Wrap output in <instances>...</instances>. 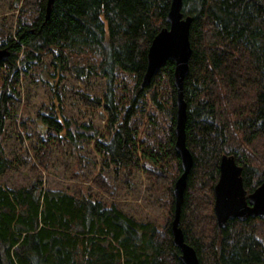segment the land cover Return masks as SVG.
Wrapping results in <instances>:
<instances>
[{
  "label": "trees",
  "instance_id": "1",
  "mask_svg": "<svg viewBox=\"0 0 264 264\" xmlns=\"http://www.w3.org/2000/svg\"><path fill=\"white\" fill-rule=\"evenodd\" d=\"M15 1L13 33L0 32V50L8 52L0 64V179L14 168L3 149L13 83L53 51L55 73L105 80L102 98L73 92L105 113L106 136L91 123L41 113L44 135L33 171L46 172L64 140L76 150L93 143L105 169L148 178L168 219L162 229L138 222L79 185L68 192L39 190L41 182L16 189L0 184V264H181L170 233L172 189L181 174L174 64L168 61L141 88L147 50L167 28L170 0H55L48 18L46 0ZM181 12L192 19L183 98L193 165L179 227L199 264H264V220L228 221L221 229L213 212L223 156L241 169L247 194L264 180V0H182ZM81 162L78 156L76 178ZM90 185L109 197L114 191L102 171Z\"/></svg>",
  "mask_w": 264,
  "mask_h": 264
},
{
  "label": "rangeland",
  "instance_id": "2",
  "mask_svg": "<svg viewBox=\"0 0 264 264\" xmlns=\"http://www.w3.org/2000/svg\"><path fill=\"white\" fill-rule=\"evenodd\" d=\"M17 9L15 0H0V32L4 35L13 33ZM52 55L46 56L26 78L13 83L12 118L5 125L3 146L14 168L0 179V184L8 189H16L41 182L39 190L68 192H73L79 185L94 199L117 206L138 222L154 223L158 229H162L168 214L160 203L163 197L154 191L153 184L140 172L129 174L120 170L114 174L112 169H105L93 143L84 141L83 148L76 150L64 140L61 149H54L48 170L42 173L33 171L34 154L44 135V128L37 120V115L41 113L64 115L79 124L91 123L99 134L106 136L105 113L86 106L73 92L90 98H102L106 90L105 80L88 77L79 81L68 73L57 74L51 66ZM21 123L25 124L24 127ZM78 156L82 162L80 176L76 178ZM98 171H102L113 184L111 197L91 187L90 181Z\"/></svg>",
  "mask_w": 264,
  "mask_h": 264
},
{
  "label": "water",
  "instance_id": "3",
  "mask_svg": "<svg viewBox=\"0 0 264 264\" xmlns=\"http://www.w3.org/2000/svg\"><path fill=\"white\" fill-rule=\"evenodd\" d=\"M55 0H46V18ZM182 0H170L165 18L167 28L153 38L146 54V69L141 88L149 85L153 76L168 61L174 64L173 81L176 90L175 144L174 150L180 159L181 174L172 189L173 217L170 233L173 245L179 251L181 264H199L195 250L184 241L180 225V210L186 187V180L193 165V159L185 143L186 104L183 98V82L188 74L191 56L189 28L192 19L182 12ZM8 58L6 50H0V64ZM213 212L218 228H224L228 221L245 222L248 219L264 220V180L251 193L244 190L241 169L233 157L223 156L219 164V178L213 190Z\"/></svg>",
  "mask_w": 264,
  "mask_h": 264
},
{
  "label": "crops",
  "instance_id": "4",
  "mask_svg": "<svg viewBox=\"0 0 264 264\" xmlns=\"http://www.w3.org/2000/svg\"><path fill=\"white\" fill-rule=\"evenodd\" d=\"M3 149H4V146H3Z\"/></svg>",
  "mask_w": 264,
  "mask_h": 264
}]
</instances>
